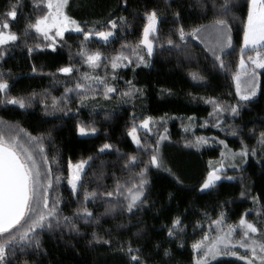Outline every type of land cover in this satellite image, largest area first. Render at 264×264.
<instances>
[{"label": "trees", "instance_id": "16d2710c", "mask_svg": "<svg viewBox=\"0 0 264 264\" xmlns=\"http://www.w3.org/2000/svg\"><path fill=\"white\" fill-rule=\"evenodd\" d=\"M224 3L68 0L66 13L85 30H107L111 27L107 21L116 20L113 37L108 42L95 36L84 41L81 32L69 31L55 48H43L39 35L33 29L25 35L24 29L44 14V0H0V14L10 11V5H18L17 16L8 17V21L10 30L19 36L17 41L0 46V77L9 85L0 92V131L28 140L27 146L34 150L42 173L51 168L49 206L58 200L60 217H72L78 229L51 217L50 228L36 231L39 250L33 247L18 251L15 257L9 256L12 264H135L127 251H120L121 247L126 250L129 243L139 249L146 264H194L193 243L221 213L228 224L236 223L241 216L256 222L264 238V68L258 72V92L248 101L238 97L233 79L241 56L264 50L241 51L247 0H235L236 6L230 12L236 17L230 33L232 45L223 51L208 31H202L199 38L188 35L183 41L175 31L181 25L186 33L197 25L210 29L214 18L223 13ZM153 9L158 23L157 32L150 36L153 52L149 56L139 41L147 23L144 13ZM176 12L179 17L174 15ZM169 37L178 46L169 45ZM82 42L89 53H101L97 67H91L80 55ZM37 44L40 47H35ZM122 45L128 46L123 51L131 62L113 68L111 60ZM133 47L144 63L132 53ZM217 55L223 59L224 68L216 60ZM66 66L73 71H57ZM193 73L203 79H193ZM97 77L104 83L97 82ZM77 83L85 87L78 89ZM105 84L115 88L108 97ZM66 88L73 90L65 92ZM12 96L24 98L26 106L7 103L5 97ZM210 100L225 110L214 112ZM237 104L238 114L231 113L230 108ZM148 117L154 121L152 129H139L141 145H135L129 129L133 122L138 125ZM78 123L97 130L93 135L80 136ZM163 131L167 140L161 145V166L157 167L148 161ZM199 137L223 140L234 151L245 146L249 150L243 166L225 171L224 179L207 190L200 185L217 167L213 161L220 159L221 147L212 140L197 144ZM105 143L112 147L100 151ZM43 156L48 158L46 164ZM131 156L136 159L130 160ZM79 160H88V164L81 175L83 186L78 184L74 194L67 183L68 164ZM146 166L147 183L141 197L145 202L138 201L137 207L128 212L126 189L138 184L137 174ZM56 175H60L58 183ZM117 182L123 195L115 192ZM85 189L95 191L96 198L83 202ZM109 191L113 192L111 197L103 195ZM84 206L93 213L87 221L75 216L76 210ZM177 217L180 223L173 228ZM170 228L175 235H169ZM93 232L110 243L95 242ZM208 264L246 262L221 256Z\"/></svg>", "mask_w": 264, "mask_h": 264}, {"label": "snow or ice", "instance_id": "6c2138e0", "mask_svg": "<svg viewBox=\"0 0 264 264\" xmlns=\"http://www.w3.org/2000/svg\"><path fill=\"white\" fill-rule=\"evenodd\" d=\"M126 2V0H125ZM48 11L36 18L35 23H29L25 29L24 34L27 35L30 29H35L36 32L42 33L44 38H53L50 36L53 29L55 30V36H63L64 32L68 28H74L77 32H81L84 36V41H88L90 37L97 36L103 39V41L108 42L110 37H113L114 30L117 29L118 23L116 20L109 19L107 24L111 27L107 30H85L81 27L80 22L69 16L64 8L68 4V0H45ZM235 0H225L224 5H222L223 13L220 16L214 18L210 29L205 25H197L191 29L190 33H186L183 25L176 28V33L179 35L181 41L185 40L186 36H194L199 38V34L202 31H208L209 35L215 41V44L219 47L221 51L224 48L231 47L232 45V22L235 21L236 17L230 15L231 9L235 7ZM17 4L10 5V11L5 14H0V46L6 45L9 42H14L19 39L16 32L10 29V24L8 17L15 18L17 16ZM176 17H179L180 13H174ZM144 16L147 20L143 27V37L139 41V44L144 45L147 48V53L149 56L152 55L153 47L152 40L149 39L150 34L157 32L158 14L155 9L151 11H146ZM120 21L126 23L124 17L119 18ZM169 45H176L175 41L170 37L167 39ZM47 47H53L52 44L46 45ZM35 47H40L39 44ZM128 47L127 45L121 46V51L116 57H113L111 64L113 68L118 66V63L123 60H127L128 57L124 55L123 49ZM251 48L253 50L264 48V0H247V13L246 18L243 21V46L241 51L244 49ZM33 50L32 47L29 48V52ZM132 53L136 55L140 63H144L143 56L139 55L136 48H132ZM215 54V53H214ZM3 53H0L2 56ZM80 55L85 57V62L95 66L98 61H100L101 53L99 51L89 53L83 46V42L80 49ZM216 60L220 62V67L224 68L225 64L223 59L217 55ZM249 60L255 67L264 68V55H261L257 51V58L249 57ZM131 62V61H129ZM239 70L233 75V79L236 81L237 94H241V78L244 77L245 82L249 79L251 80V86L247 88V93L241 95V99L244 101L250 100L251 97L256 95L255 89V70L252 71L251 77L247 75V66L243 56H241ZM33 71H36L33 67ZM59 72L71 73L73 68L71 66L60 67L57 69ZM193 79H203L196 73L192 74ZM84 79L87 80L88 76L85 74ZM97 82L104 83L102 78H95ZM130 83V82H129ZM9 85L6 80L0 77V92H5ZM76 88L82 89L85 87L82 83H77ZM105 94L108 92H114L115 88L105 84ZM73 89L66 88L65 92L72 91ZM130 93H124V95H129ZM5 101L9 104H16L19 107L24 108L26 106V101L22 97H5ZM209 102L214 104L213 111L216 112L224 111L222 106L214 101ZM30 103V101H28ZM239 104L232 106L230 108L231 113L238 114ZM212 115V113H210ZM151 117L141 120V125L144 128L149 127V121ZM77 130L81 135H86L89 133H95L96 128L92 125H84L78 123ZM137 125L133 122L132 127L129 129L128 135L132 136L134 142L140 146V138L136 135ZM235 134V130H233ZM165 137L161 136L160 139ZM30 139L35 140L37 144L40 141L35 137H30ZM201 141L207 143V140L203 137L197 138V144ZM261 141L264 143V133H261ZM157 147L153 149L149 164L160 167V161L158 156V145L159 141L156 142ZM224 143V141H220ZM42 149V144L40 145ZM112 145L105 143L100 151L111 148ZM144 147H147L144 145ZM248 148L245 146L241 149L238 155L243 158L248 154ZM254 154V150H253ZM224 155V153H222ZM233 158L237 153L229 152ZM43 162L46 164L48 158L46 156L42 157ZM91 157H89V160ZM130 160H135V156H131ZM87 163L85 160L79 161L75 168L69 165V175L67 177V182L71 185L73 193H76L78 183L82 187L81 172L84 169V165ZM147 171V166L140 170L137 174L140 179L138 184H133L132 187L127 188L128 196L125 197L127 201L126 210L132 212L134 208L137 207V202L144 203L141 197L144 195V185L147 183L144 178L145 172ZM217 169H213L208 172L207 178L200 185L201 189H207L215 184L220 176L217 175ZM231 179V177H229ZM55 180L58 183L60 180V175L55 176ZM52 170L47 168L43 173L41 172V165L37 163L35 156L32 152L27 149L24 150L22 154L18 151V139L17 136L6 134L0 131V264H12V260L9 256L15 257L17 252H24L27 248H35L39 250L40 240L36 237L37 229H42L45 226L51 227V220L49 218L55 217L57 221L63 220L71 226L73 230L78 231L75 222H73L72 217H60L56 205L59 201H55L53 205L49 206L48 189L52 187ZM115 192L119 195H123L122 187L117 182ZM103 195L111 197L113 192H105ZM241 195H245L242 191ZM97 193L95 191H84L83 202H87L89 198L93 200L96 198ZM114 207V205H113ZM111 210V209H107ZM75 216L77 219H84L87 221L93 216L92 211H90L86 206L78 208L76 210ZM180 223L177 217L173 220V228ZM213 223L220 225L223 223V213L218 220L213 221ZM173 228L169 229V235H175ZM239 230V239H235V234ZM260 229L257 227L256 222L249 221L245 216H241L238 226H228V230L223 232L221 235L217 236L209 243H205L208 240L205 234L201 240L193 243V249H199L201 255H199L195 264H208V258H215L221 254H230L232 256H239V259L245 261L246 264H264V239H260L256 234L260 233ZM93 240L97 243L103 241L108 244L110 241L104 240L103 237L98 236L95 232L92 234ZM90 241L89 243H91ZM241 249H245V254L240 255L236 250V246ZM121 252L127 251L130 256V261L135 262V264H146V261L138 254L139 249H133L129 243L128 248L125 250L123 247L120 248ZM165 254H168V250H165Z\"/></svg>", "mask_w": 264, "mask_h": 264}, {"label": "rangeland", "instance_id": "374dc122", "mask_svg": "<svg viewBox=\"0 0 264 264\" xmlns=\"http://www.w3.org/2000/svg\"><path fill=\"white\" fill-rule=\"evenodd\" d=\"M44 7H45V12H44V14L48 11V8H47V5H46V3H45V0H44ZM66 10V7L64 8V11ZM66 12V11H65ZM43 14V15H44ZM35 23V22H34ZM10 30V29H9ZM34 31H35V29H33ZM69 31H73V32H77L74 28H68V29H66L65 30V32H64V34L66 33V32H69ZM36 32V31H35ZM38 35H39V37L41 38V40H42V46L41 47H43V48H55L56 46H57V44H58V42H59V40L63 37H61V36H55L54 35V33H55V30L53 29V31H52V33L50 34V36H52V37H54V39L53 38H50V39H45L44 38V35L42 34V33H38V32H36ZM153 34V33H152ZM150 36H151V34H150ZM150 36H149V39H150ZM98 40H100V41H103V39L102 38H100V37H97V36H95ZM142 37H143V34H142ZM142 39V38H141ZM105 42V41H104ZM48 44H52L53 45V47H47L46 45H48ZM143 47H145L144 45H143ZM152 47H153V43H152ZM145 49H146V51H147V48L145 47ZM250 50H253V49H244V51H250ZM260 53H261V55H264V50H260L259 51ZM249 57H252V58H257V51H255V52H253V53H251V54H249V55H246V56H243V58H244V60H245V64H246V66H247V75H248V77L250 78L251 77V73H252V71L253 70H255V72H256V77H255V89H256V94H257V92H258V89H259V75H258V72H259V70L260 69H262V68H259V67H255L252 63H251V61L249 60ZM240 59L241 58H239V61H238V65H237V67L239 66V64H240ZM100 60H101V58H100ZM99 62L100 61H98L97 63H96V65L95 66H92V65H90L91 67H97L98 66V64H99ZM128 62H129V60L127 59V60H123L122 62H120V63H118V66L117 67H120V66H125V65H127L128 64ZM238 70H239V67H238ZM234 84H235V88H236V81L234 80ZM251 86V80L249 79L247 82H245V79H244V77H242L241 78V94L240 95H238V97L239 98H241V95H244V94H246L247 93V88L248 87H250ZM236 92H237V89H236ZM114 92H108V94H106L107 95V97L109 96V95H111V94H113ZM254 97V96H253ZM252 98V97H251ZM153 124H154V121L151 119L150 121H149V127L146 129V128H144L142 125H141V123H139L138 125H137V132H136V135L138 136L139 134H138V131H139V129H142V130H146V131H151V129H152V126H153ZM77 132H78V130H77ZM78 134L80 135V136H88V135H93L94 133H89V134H86V135H81L79 132H78ZM161 136H163V137H165L164 139H160L161 138ZM161 136L159 137V139H158V141H159V145H158V156H159V161H160V148H161V145H162V143L165 141V140H167V135H166V131H163L162 132V134H161ZM130 137V139L132 140V142L135 144V145H137L135 142H134V140H133V138H132V136H129ZM139 137V136H138ZM206 140H207V142L210 140H208V138H205ZM213 142H216L217 144H219L220 145V147H221V157H220V159H218V160H216V161H213V164L214 163H216V164H218L217 165V167H215V168H213V169H217L218 171H217V175H219L220 176V179L219 180H217L216 182H219V181H221V180H223L224 179V177L222 176V173H224L225 171H227V170H229V169H238V168H240L241 166H243L244 165V163H245V161H246V158H247V155L246 156H244L243 158H241V156L240 155H238V153L241 151H234V150H232V149H230L227 145H226V143L224 142L223 144L222 143H220V141H223V140H219V139H216V138H212L211 139ZM210 140V141H211ZM27 144H28V140L27 141H23V140H19L18 139V151H20L22 154L24 153V150L25 149H27L29 152H32L33 154H34V150L33 149H31L30 147L28 148V146H27ZM229 152H231V153H237V155L235 156V158H233L231 155H228V153ZM222 153H224V155H222ZM36 159V158H35ZM36 161H37V163L38 164H40L39 162H38V160L36 159ZM79 161H81V160H79ZM79 161H76V162H69V164H68V175H69V165L71 164L72 165V167H73V169L75 168V166H76V164L79 162ZM85 161H87V163L84 165V169H83V171L85 170V168H86V166H87V164H88V160H85ZM213 169H211V171L213 170ZM83 171L81 172V175H82V173H83ZM68 177V176H67ZM215 182V183H216ZM68 183V182H67ZM79 184V183H78ZM68 186L70 187V189H71V185H69L68 184ZM78 188V187H77ZM210 188V187H209ZM209 188H207V189H209ZM207 189H202V190H207ZM72 190V189H71ZM73 192V191H72ZM76 192H77V190H76ZM126 196H128V192H127V195ZM220 217H218V218H216L215 220H213V221H216V220H218ZM246 218V217H245ZM50 219V218H49ZM247 219V218H246ZM248 220V219H247ZM213 221L212 222H210L209 224H208V226L206 227V230H205V233L203 234V236L202 237H204L205 236V234L207 235V237H208V240L207 241H205V243H209V242H211L213 239H215L217 236H219V235H221L223 232H226L227 230H228V226H238V222L239 221H237L236 223H234V224H228L226 221H225V219H224V217H223V223L222 224H220V225H217V224H215V223H213ZM250 221V220H249ZM260 239H264L263 238V236H262V232L260 231V233H258V234H256ZM201 237V238H202ZM201 238L199 239V240H201ZM240 237H239V230L237 231V233L235 234V239H239ZM199 240H197V241H199ZM194 250V254H195V260H196V258L199 256V255H201L202 253H201V251L199 250V249H193ZM236 250L240 253V255H244L245 254V249H241V248H239V246L237 245L236 246ZM221 256H232V255H230V254H221V255H218V256H216L215 258H212V257H209L208 258V263H210V262H212V261H214L215 259H217V258H219V257H221ZM233 257H237V258H239V256H233ZM195 264V263H194Z\"/></svg>", "mask_w": 264, "mask_h": 264}, {"label": "crops", "instance_id": "0c3cea01", "mask_svg": "<svg viewBox=\"0 0 264 264\" xmlns=\"http://www.w3.org/2000/svg\"><path fill=\"white\" fill-rule=\"evenodd\" d=\"M242 46H243V39H242V45H241V48H242ZM246 49H251V48H246ZM246 49H245V50H246Z\"/></svg>", "mask_w": 264, "mask_h": 264}]
</instances>
